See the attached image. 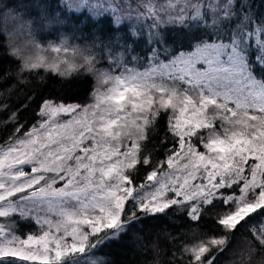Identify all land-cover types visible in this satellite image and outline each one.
<instances>
[{"label":"snow or ice","instance_id":"obj_1","mask_svg":"<svg viewBox=\"0 0 264 264\" xmlns=\"http://www.w3.org/2000/svg\"><path fill=\"white\" fill-rule=\"evenodd\" d=\"M259 2L58 0L50 11L51 0H16L11 8L0 0V14L27 36L22 46L7 45L16 70L0 73V83L16 80L0 89V114L8 113L0 130L11 127L0 138V264H108L98 250L170 211L180 214L176 227H197L187 242L168 229L157 234L151 242L157 257L162 237L175 248L167 264H218L229 252L226 264H264ZM20 3L33 4L39 18ZM65 12L87 15L74 23ZM105 19L107 39L100 36ZM85 23L96 31L80 45L74 40ZM38 30L60 34L42 43ZM138 40L148 45L144 57L133 55ZM41 70L65 81L91 76L90 101L34 92L27 97L36 102L34 120L22 121L21 109L9 111L7 100L31 76L37 88L44 85ZM205 220L212 226L201 232ZM26 226L34 230L22 232Z\"/></svg>","mask_w":264,"mask_h":264},{"label":"trees","instance_id":"obj_2","mask_svg":"<svg viewBox=\"0 0 264 264\" xmlns=\"http://www.w3.org/2000/svg\"><path fill=\"white\" fill-rule=\"evenodd\" d=\"M5 2L9 5V8H11V6L14 3H16V0H5ZM133 3H135V0H133ZM57 4H58V0H51L50 11H56ZM19 6L22 9H27V11L30 12L31 17L36 19L39 18L40 10L37 9L33 4L20 3ZM257 9L259 12L264 13V0H261V2L257 4ZM65 14L72 16L74 23H79L87 15L86 12H81L76 14L65 12ZM6 18H7L6 15L0 14V73L6 71L14 72L18 66L17 60L7 55L8 44H7V37L5 35V27H4ZM104 22L109 23L107 19H105ZM123 27L126 32L127 25ZM63 29L68 33H72V29L70 27H64ZM91 30H95V29L92 28L87 23H85L83 25L84 35L80 36V33H77L78 36L80 37L78 39L80 45H84L86 41H89L93 38L94 31ZM111 31H112L111 27H108L107 29L106 28L103 29L100 33L101 38L107 39ZM47 35L50 34L47 33ZM170 35L173 37L177 36L176 32H171ZM129 43H131V40L129 41ZM135 47H136V51L133 54L138 56H146L148 54L147 52L148 45L146 44V42H144V40H138ZM171 47L172 45H170V48ZM185 50H190V49H185ZM40 74L46 75L43 72V70L40 71ZM29 81L30 82L27 85H17L11 97L7 100V103H9L10 105L9 111H15L17 109H21L20 111L21 120L27 121L28 123H31L34 120V111L36 108V102L30 103L27 97L32 95L34 92H42L43 95L45 96L51 93L52 96L54 97H61L66 99L67 102L87 103L90 101L89 93L92 91V85H93V78L91 76H85L81 74L79 77H72L69 78L67 81H65L61 77L47 74L44 85H42L40 88L36 87V85L39 84L40 81L35 76L29 77ZM13 84H16L15 77L7 81H4L3 83H0V89L9 88ZM22 105H28L26 111L22 109ZM7 116H8L7 112L0 114V120L6 119ZM166 119L167 118L165 117V119L160 122V127L158 129L159 134L153 137L154 144H159L160 136L164 134ZM9 132H11V127L5 130H0V138L6 137ZM155 155L158 159L162 158L163 156L162 150L155 153ZM145 174L146 173H144L143 171L139 174L136 180L137 184H139L143 180ZM178 217H180L179 213L170 211L169 216L165 219H161V220L146 219L142 221L140 224H138L135 228L130 230L129 233L122 240L113 242L107 246L102 247L100 250H98L95 253V255L102 257L103 259L108 261V264H153V261L157 258L160 259L163 262V264H167L169 258L171 257V253L172 251L175 250V248H173L172 244L169 243L167 239L162 237L160 240L161 253L159 257H157L151 248V242L157 236V234L161 233L163 229H168V231L171 232L173 236H179L180 238L184 239L186 237V234L189 232L190 227L191 228L197 227V225L195 224L189 225L186 222L181 224L179 227H176L175 225L180 224V219H178ZM252 219L254 221H259L261 220V217L253 214ZM211 226H212L211 222L205 220L201 222L199 228L201 232H205L208 231V229L211 228ZM31 230H34V226L33 227L26 226L25 228L22 229V232H28ZM135 235H139L143 237V240L134 242L133 237ZM243 235L244 236L248 235L247 227L244 229ZM239 238L240 236L238 235V239ZM190 239H192V237L187 236L186 242L187 240ZM179 243L180 240L178 239L176 242L177 247L179 246ZM145 244H147L146 250L144 247ZM231 255H232L231 252L225 253L224 256L220 257L218 264H226V257Z\"/></svg>","mask_w":264,"mask_h":264},{"label":"rangeland","instance_id":"obj_3","mask_svg":"<svg viewBox=\"0 0 264 264\" xmlns=\"http://www.w3.org/2000/svg\"><path fill=\"white\" fill-rule=\"evenodd\" d=\"M5 35L7 37V44H12L13 46L16 45H23L24 41L27 39L26 35H21L18 22L12 20L7 16L6 22H5ZM60 31H63L65 34L71 35V33H68L67 31H64V29H60ZM60 31L55 32L54 35H47L48 32L38 30L37 32V39H39L42 43H47L48 40L58 38ZM94 31L95 30H91ZM78 36V34H76ZM47 37V38H46ZM146 39V37H145ZM75 43H79L78 39L74 40ZM27 54V51H26ZM135 55V54H133ZM144 57V56H141Z\"/></svg>","mask_w":264,"mask_h":264},{"label":"bare ground","instance_id":"obj_4","mask_svg":"<svg viewBox=\"0 0 264 264\" xmlns=\"http://www.w3.org/2000/svg\"><path fill=\"white\" fill-rule=\"evenodd\" d=\"M110 27L109 23L108 22H104V29ZM142 46V45H141ZM144 47V46H143Z\"/></svg>","mask_w":264,"mask_h":264}]
</instances>
